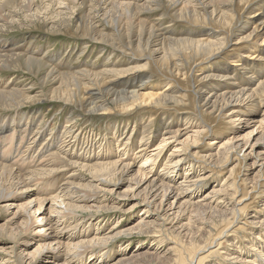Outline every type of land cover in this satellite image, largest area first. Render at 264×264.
Here are the masks:
<instances>
[{
    "label": "bare ground",
    "instance_id": "obj_1",
    "mask_svg": "<svg viewBox=\"0 0 264 264\" xmlns=\"http://www.w3.org/2000/svg\"><path fill=\"white\" fill-rule=\"evenodd\" d=\"M6 1L7 0H0V8L2 7V5L4 6V4L2 3ZM9 1L11 2V0ZM65 1L64 3L66 5L69 0H67V2ZM78 1H80V3H86L87 0H78ZM152 1L157 2L156 4L163 3L168 8L169 6L171 7L174 6V9L172 11L174 18L184 20L186 24L189 25V27L192 25H196L197 27V25L205 23V24H209L214 28H218L220 31H223L225 32V34H229V35L235 33L233 29L236 28L238 22L246 25L250 23V20H252L250 18H254L251 21V23L254 24V26L252 27L253 29L249 33H247L248 35L246 36L244 35L241 38H239L238 41L242 42L241 40H244V42L248 43V40L252 38L251 37L252 35H254L252 39H254L255 44L257 45H251L252 42H249L248 43L249 46H246V50H242V51L249 52L250 54H252L251 52H257V49L260 48L259 52H264V0H164V1L127 0L126 2L125 0L124 1L109 0L107 4H110L112 8L110 7L111 9H107V10L110 11L116 10L114 11L116 13L117 11H121L125 9V11H123V14L124 12H126L124 14L126 16L124 19L126 20L123 21H126L125 22L126 24H124V27L125 25L127 26L124 28L126 32L123 31L124 34L123 33L107 34L100 29L94 28V30L97 31L99 34H91V35L92 36L99 35L100 37L103 38V40L106 39L112 45L122 48L123 52L130 51L135 55H139V56H142L144 55V53L148 52L149 53L148 55L150 56L149 62H151L152 65H154L155 69H159L161 71L160 72L161 74L164 75L166 74L165 76L170 75L169 77H166V81L162 80L161 82H159L161 83V85L162 83L168 85L167 89L164 90L161 89V91L160 90L155 91L154 90L155 88L151 86L149 87L150 88L149 91L146 92L140 91L141 87L140 85H138V83L141 81V79L140 76H137L136 78V74L131 75L132 78H130V76L129 78H122L123 84L121 83L120 87L124 91L117 89L114 90V88L110 86L111 82L109 84V80H108L110 75H112L113 78L119 77L120 75H122L123 77V74L125 75L126 73L131 74V72L136 71L137 68H143L144 65H139L138 67L137 66L129 67L128 69H110V70L103 69L99 72L97 71L95 72L92 70V68H88L87 70L84 69V71L82 72H78L77 70L78 72L77 73L76 69L75 71H73V69H70L72 71L70 70L62 71L60 70V68L57 66L56 63H53V65L51 66L52 68L45 69L46 64L44 65L42 61L48 63L52 60V57H48V56L38 57L33 50L29 51L28 49L23 50L27 54L24 56L22 55L23 57H21L19 53L14 55V57H11L12 64L14 67H20V58L21 59L23 58V60H25V63L28 65L29 69L34 70L35 68L36 71L44 70V74H42L44 75V79H49L53 77V82L56 83V85H54V83L52 82L48 86L47 92L46 90L45 92L42 90L43 91L42 95L46 96L45 98L60 99L74 103L76 101H79V103L81 104L80 106L82 108L83 107L89 108L88 111L102 110L101 112L103 113L105 111L114 109V111L116 110V112L120 111V112L128 113V111L131 110V108H133L134 105L140 106L146 104L148 106L154 105V107L155 106L161 107L162 105L165 106V104H167L170 101L178 104H184L185 107L188 109L189 108L194 109L193 107L195 105V108L197 107L199 111V115H201L205 121H203L201 119V116H199L201 120L200 121L196 120L195 124L191 126H195L196 130L194 131L196 135H198L199 138L201 136L203 140L208 134L213 133V131L214 132L217 131L218 133L220 131H224L225 127L224 125H222L221 121H224V119L226 118H231V119L234 118L232 120L234 121L239 120L240 122L243 121L244 119L248 121L249 119L248 117H246L244 113L246 112L248 113L249 106L250 108H252L251 113H254L260 107V105L264 103V79H262L259 82H256L257 85L254 86L253 88L250 87L252 86V84H254V78H250V80L247 81L244 79V81H240L239 84L237 82L238 86H235L236 83L234 84L233 82L234 85L232 84L230 86L231 88L229 87L232 90L223 91L222 88L225 87L227 84H225L226 82H224V84L221 85L220 81L221 79H223L224 81L229 79L227 70L221 69L219 71L217 69L219 71V74L218 73L216 74L214 70H211L212 72L207 73L203 69L205 66L202 65L204 64L201 63H203L205 60L208 59L210 60L211 58H213L218 51L222 50L225 44L229 43L228 41L230 40V38L229 37L226 38L225 35L224 36L222 35L223 37H221L220 31H218L219 33L210 32L207 34H196V35H194L193 32L195 31H193V32H185V34L170 32L169 35L157 39L156 37L157 35L153 34V30H154L153 28L156 22L148 23L150 20L148 21L147 19L139 18L141 16V13L148 9ZM76 2H74V4ZM91 2H88V4H90ZM98 2H101V0ZM227 3H229V5L232 6L226 7ZM47 4L49 5V3ZM54 4H56V2ZM48 5L44 7L49 8ZM51 5L52 4H50V6ZM70 5L71 4H69V6ZM92 5L94 4L92 3ZM105 6H106V2H105ZM21 7H22V3H21ZM64 7L65 6H63V8ZM256 7H257V11L254 10ZM15 8H17V6ZM93 8L95 9V7ZM23 9L26 8L23 6ZM130 12H133L134 15L133 17H136L135 20L137 25H134V29L137 28L138 34L136 33L133 34L135 40L134 39L132 40L133 36L129 34L131 33L129 29L133 27V22H134L133 21L134 18L133 20H131L133 22L129 20ZM66 13L64 15H66ZM243 13H246V15L251 13L254 14L253 16H251L252 15L251 14L250 15L251 17L245 16L246 18L244 19ZM68 15L70 14L69 13L67 14V17L69 19L70 16ZM85 15L88 14L86 13ZM93 16H95V13ZM93 16L92 19L94 18ZM64 17L65 16L62 15L61 18ZM65 19L63 20L64 21L63 25H67V23L65 24L66 21ZM105 19L107 21V18ZM242 19H244L243 22ZM111 20L110 22L113 23L112 21H114V19L112 21ZM59 21H61V19H59ZM117 22L119 24L120 19L119 21L117 20ZM118 24L115 25L117 26ZM135 26L137 27L135 28ZM1 27H3V25H1ZM51 27L55 28L54 24H52ZM57 27L59 26L57 25ZM89 27L84 22V25L81 28L83 35L88 34V36H90L89 33L91 32V26ZM244 27L245 26L241 27L239 31H242ZM120 29L121 28H118L117 30ZM121 31L122 30L118 32ZM143 31H145L146 33H144ZM200 35L203 36L198 37ZM154 36L156 37L157 41H155L156 39H154ZM262 36L263 38L261 39ZM235 49L237 50V48H233V50ZM238 49L239 50L236 51L237 53L241 50L240 48ZM252 49L253 51H251ZM223 51L224 50H222V52ZM256 56L258 57L260 56L261 58H264V53L261 54L258 53ZM3 57L5 56L0 55V67L3 65H5L6 67V65H9L10 62L9 59H7L9 62L2 59ZM192 64L194 65V67H198V66L201 67L200 70L203 71L201 77L195 76V80L197 79V77L198 79L201 78L204 81L208 80L209 82L208 84H204L205 86L204 85L201 86L198 83L200 88L198 87V85L194 84V75L191 74V71H193L192 69L194 68L192 67L193 66ZM66 65L64 67L65 69L68 68V66ZM145 65L147 64L145 63ZM241 65L240 68L241 70H243L242 72L243 75L248 74L250 72L254 73L256 67L259 66V64H256V61L254 60L252 61L243 60ZM238 66L239 64L237 63L233 65V68L231 69L235 71L237 70ZM36 71L34 70V72ZM204 72H206V74ZM179 75L180 77L181 75H183L182 77L184 80L183 79L180 80ZM189 76L191 78L188 79ZM135 78H136V82L138 81L137 85L127 83L130 79L134 80ZM163 78L165 77L163 76ZM119 80L121 79H118V81ZM192 80L193 83L191 82ZM41 82L45 84L44 80L43 81L41 80ZM92 86L94 87L98 86L99 88L98 90L94 89L95 91H97L96 93L93 92V89H91ZM186 86L191 87V90L193 91L191 95L187 93L190 89L188 91L185 90ZM127 87H132L133 88L132 91L126 90ZM182 87H184V90L182 89ZM13 92H17V90L13 87L11 89L9 88L7 89L6 87L3 88V90L1 87L0 108L7 109L13 107V109H15V106L17 107L22 104L21 100L19 99L16 100L13 97L12 94ZM17 94L19 95L20 99L24 98L26 100H31V103L36 102V100L40 101V97L36 95H35L36 97L34 96L27 97V93L23 92L21 89H20V93ZM256 98L257 100L258 98H262V99L256 101ZM158 108L159 107H157V109ZM15 110L18 114V115L15 114L17 116L12 115L10 117H3L0 120V201L6 198L9 199L4 205H0V213L5 214L8 205H14L15 202L18 200H22V201H20L21 203L18 202L19 204L16 205L17 210L15 212H12V214H10V217L7 218L3 224L2 231L4 232L7 231L5 234H7L9 238L14 240V243L12 244L11 247H8V249L3 248V250L9 252L10 256L15 252L14 254L16 257L15 262L17 264L23 263L24 261L23 259L25 257L23 256V254L29 257V262L27 261L28 262L27 264L32 263L33 260L35 261L37 255L39 253H42L44 249H54L55 252L53 254H49L50 255L49 258L48 255L43 256L45 260L50 258L53 259V261L44 260L45 261L44 264H102L109 261L110 258L108 257V255L106 256L105 252L98 255L93 251L92 246L93 244L94 245L106 244L110 239H112L114 235L112 234V231L110 232L100 231L98 228L92 227L94 220L88 219L85 221L84 217H78L77 214L78 211L80 210L85 211V210L97 209V210L107 211L109 209H113V207H110L112 205L109 204L110 206H108L106 202L101 203L95 201L96 198L93 199V195L101 192V188L99 187L101 185L113 184L114 186H119L118 184H120L121 182L120 183L118 182L121 180L123 181L124 176H126L127 173H130V171H132V169L130 168V163L131 161H133V156L131 157L129 155V157L124 158L123 157L124 155L122 156L117 154L115 151H112L113 150L112 146L114 142H118V145L127 146L129 143V138L125 137L124 142L121 141L122 143L120 144L119 139L121 138L118 135H116V133H113L111 138H107L104 137V135L103 136L101 135L103 137L102 139L103 147L99 151H96V149L102 146V141L96 147V146H91L93 144L92 139L88 140L90 147L88 148L86 147L87 149L82 150L80 146L77 151L76 145L75 146L70 145L69 142L66 143V140L69 137L71 138V134H70L71 130L74 131V129H70L69 127H67L69 124L62 126V128H58V130H56L55 132L53 130L54 127L50 123H49V125L51 126L50 129H46V122L43 120L42 115L41 118L39 117L40 115H38V112L31 111L28 112L27 114L29 115L26 116L24 115L25 112L20 113L19 109L17 108ZM213 115H215V117H213ZM196 116L198 117V115ZM67 117L65 123L69 122L71 118V116H69L68 118ZM186 120L188 119L186 118ZM261 120H264V115H261ZM70 121L72 122V120ZM183 121H185V119ZM213 121H216V123L214 124ZM234 121L230 123L232 124L234 123ZM170 127L171 126L165 128L163 127L165 129L164 131L157 130V132H159L161 136L165 135L168 132L167 133L168 137H166L167 135L163 137L162 140L159 141V144L157 145L158 149L159 147L161 148L160 150H162V147L164 146L163 144L166 143V141L169 138L178 139V137L181 134L179 130H175V129L171 130ZM47 131L49 132L47 133ZM130 132L132 133V131ZM46 134H48V136L44 137V135ZM250 136L251 133L247 134L246 136L243 137L242 142H238L235 145L233 144V142L231 143L229 140L228 143L223 142L221 143L222 145L220 144L219 147H215L212 151H209V153L202 155L201 158H205L206 160L210 161L211 158L214 157L216 161H220V162L225 161L223 167L226 168L228 162H230V153H231V152L229 153L230 149L234 148V150L236 151L243 152V156H241L239 162H237L235 167L229 170L230 175H233L235 178L240 179L241 178L240 172L243 171V169L252 168V166H254L255 163L257 162L256 160H253L252 163H250L249 165L248 163L246 164L245 162H243V160H245L246 157L253 156V154H257V156H260L261 150L259 151L255 150V142L251 143ZM189 137L190 136L188 135L185 140L188 141ZM263 137H264V132H262L260 138L256 139L255 141L262 139ZM142 138H143V134H142ZM199 138L198 139L194 138V141L199 140ZM141 141L143 140L141 139ZM81 142L82 141L80 140V144ZM213 143H216L215 137L211 138L210 144L212 145ZM160 150L159 151L157 150L158 153L160 152ZM175 152H177V150L172 151L168 154V156L165 158L162 165L160 166L159 173H154L153 176L149 177L146 181H144V183L146 184L142 188L141 192L138 193V195H140L141 193L144 194V196L142 197V201L146 202V207H148V210L149 207L152 206L155 210L162 209L164 201L167 202L169 206L168 208L170 210H172V208H174L175 206L176 208L174 209L175 211L170 212L171 214H174L173 215L174 218H176L186 210H188L190 213H196L198 217H200L201 215L205 216L206 211H209V217L207 216L205 218L208 219L210 218V220L208 221H210V223L213 224L212 227L215 226L214 231H212L213 230L212 227H211L212 230L206 229L207 227H210L207 225H202V226L199 225L198 230L195 225V229H194V223H191V219L188 216V218L186 219L187 223L181 226V228L185 227L186 231L190 233V235L188 234L189 235L188 239H186L185 237L187 232L185 233L183 230L181 231L180 229H178V232L175 230L171 231L172 232L171 238L173 239L177 247L175 251L173 250L174 251L173 254L169 253L170 255L168 256V254H166V252L168 251H164L165 253H161V251L146 252V250H144L145 252L143 253L139 250L136 251V249L134 250L133 248V250L121 251L119 257H117L115 261L113 262L111 261L112 263L110 264H146V263L153 264V260L157 261L154 264H166V263L167 264H224L225 259L227 260L229 259V261L227 260L226 261L227 262L231 261L232 263L230 264H242V263L264 264V213L259 212L256 214L254 213L251 214L252 212L258 209V208L257 209L254 208L251 211V213L249 211L247 215L246 214L247 208L252 205L245 202L246 203L245 205L240 206L241 199L237 195L238 190H234L233 192L231 191L232 193L231 196H229L230 197L229 200H232L233 202L230 203H228V198L227 200L226 198H224L221 201H217L216 199L213 200L212 197H208L210 194L215 195L218 192H226L230 185L226 186V184L224 183L221 184L222 187L219 186V188L212 190L211 192H208L205 195H201L202 197L199 198L200 195L195 194V190L197 188H201V181L197 179L198 177L195 179L196 177L195 175L194 176L190 175V173L187 171L186 166H184L182 158L176 155ZM158 153H156L155 155H158ZM155 155H152L150 153L148 154L147 152L142 154L140 153V156L138 155V157H140L139 162L141 163V165H139L138 168L135 170V172H133L132 177L130 179L126 178L128 188H132L134 185H137L139 182L143 181L142 180L143 176L146 177L147 174H149L148 172H151L150 170H145L144 166L147 164L149 165L151 163H154ZM68 165H78L79 167L85 168L91 174V178L82 181L84 180V178L83 179L80 178V180H78L77 179L78 176L76 175H71V177H65V173H57L59 167L62 166L64 167ZM177 166H179L180 168L183 167V171L182 170L176 171ZM260 170L262 171L264 170V165L263 164L261 165V163H260ZM40 179H43V182H40ZM244 179L245 177H243L241 180L243 181ZM30 182L31 183L34 182L36 185L39 183L37 187L33 189L35 196L32 195V190L29 189ZM82 188H86L88 190L85 191L83 189L84 190L83 191L81 190ZM239 188H241L240 185ZM191 189L194 190L189 192V190ZM113 190L114 188L110 189V191ZM128 193H129L128 191L125 192L123 191L121 194L120 192H117V195L126 197ZM191 193L192 194L194 193L193 195L194 197H191ZM263 194H264V187L262 190H260V192L257 195L261 197V195ZM170 197H172V200H170ZM234 199L237 200L234 201ZM222 201L225 204L224 207L221 204ZM10 202H12L13 204ZM228 204L230 205L229 209L227 208L228 206L226 207V205ZM113 206L117 207L118 204L114 203ZM165 209H166L165 212L169 214L167 208ZM40 210L41 212H39V214L36 215V213ZM236 214H238L241 217H245L244 218L245 224L251 225L256 223V225H259L260 226L259 228L263 230V231L259 230L260 234L257 235L258 236L257 239L259 240V243H261V247H258L256 249L253 248L254 256L257 260L252 258L246 259L244 255H241V251H230L228 254L225 253V255H221V252H219L218 254L220 255V258L222 257L221 258L222 260H217V263L215 261L214 262L210 261L208 258L214 256L211 255L213 251L209 252L206 255H202L204 252H206L205 249H207L209 246L207 244L209 243L215 244L217 242L216 246L221 245V242H218L219 239L225 236L226 233L229 232V229L233 227V225L235 226V224L239 223L238 222L239 220L235 219ZM146 216L147 215L140 217L139 222L136 224L135 227H133V229L139 228L140 230H144L145 232L149 230L148 232H152V233L157 232L161 234L160 232H158L160 230L151 231L149 229L150 226L155 223V221L151 219H147L148 217ZM203 220L205 219L204 218L201 219L202 224H204ZM42 222H44V224H42ZM45 225L49 226L47 229L49 228L51 229L49 233L47 232L45 233V231H48L44 228ZM172 226L174 225L172 224ZM240 227L241 226H239V228ZM35 228L36 229L38 228L37 232L32 236L28 235L30 236V238H27L28 236L26 234L29 232V230L31 229L33 230ZM64 230L67 231V235L66 233L63 232ZM194 230H197V233L198 231L200 232L197 235L198 238L195 237L196 234L194 236V232H195ZM207 230L208 233L211 231L212 232L211 234H209L208 237L206 236L205 238L204 236ZM20 239L22 240L23 248L19 251V253L16 254L17 252L16 248L18 247L17 245ZM32 239L37 240L35 242L37 243L39 242V243L36 245V247L33 250H30L28 244L29 241ZM139 242L140 241H138L137 244ZM83 256H85V258H83ZM86 257L88 258V261L86 260ZM9 259L11 258L8 257V259H6L4 263H9L8 262ZM92 259H95L93 263L90 262Z\"/></svg>",
    "mask_w": 264,
    "mask_h": 264
},
{
    "label": "rangeland",
    "instance_id": "obj_2",
    "mask_svg": "<svg viewBox=\"0 0 264 264\" xmlns=\"http://www.w3.org/2000/svg\"><path fill=\"white\" fill-rule=\"evenodd\" d=\"M18 1L20 4L18 3ZM59 1L55 0L56 4H54L55 3L54 0H32L33 3L31 2V0H24V1L23 0H14V1L11 0V2L9 0H7L6 2L2 3V4H4V6L2 5V7L0 8L1 9L0 10V55L5 56L2 59L6 60L7 62H9L7 60V59H9L11 64L9 62V65H6V67H5V65L0 67V82H1L0 89H1V87H2V90H3V88H6V87H7V89L8 88L11 89L12 87L15 88L17 90V92L12 93L13 97L16 100H18V99L21 100V103H22L21 105H19L17 107L15 106V109L16 108L19 109L20 113L25 112L24 115H26V116L29 115V114H27L28 112H31V111L38 112V115H40L39 117L41 118L43 116V120L46 122V129H50L51 126L49 125V123L54 127L53 130L55 132H56V130H58V128H62V126L69 124L67 127H69L70 129H74V131L71 130V132H70L71 138L69 137L66 140V143L69 142L70 145H74V146L76 145L77 151H78V148L80 146H81L82 150L90 147V144L88 143L89 139L93 140V144L91 146L97 147L101 143V141L103 139V137H102L103 135H104V137L111 138L113 133H116V135H118L121 138V139H119L120 144L122 142H124L125 137L129 138V143L127 146L118 145V142H114L113 146H112V149H113L112 151H115L119 155H122V156L124 155L123 156L124 158L129 157V155L131 157L133 156V161H131V163H130V168L132 169V171H130V173H127V175L124 176L123 181L121 180L118 182V183L121 182L120 184H118L119 186H114L113 184L101 185V186H99L101 188V192L93 195V199L96 198L95 201L101 202V203L106 202V204L108 206L112 205L110 207H113V209H109L107 211L106 210H97V209L85 210V211L80 210V211H78V214H77L78 217H84L85 221L88 219L94 220L92 227L98 228L100 231H103V232L112 231V234H114L112 239H110L106 244H95V245L93 244V246H92L93 251L95 253H97L99 255V254L105 252L106 256L108 255V257L110 258L109 261L102 263V264L112 263L113 261H115V259H117V257H119L121 251L133 250V248H134V250L136 249V251L139 250L143 253L145 252L144 250H146V252H149V251L150 252H154V251L160 252L161 251V253H165L164 251H168V252H166V254H168V256L170 254H173V252L175 251V249L177 247H176V244L174 243L173 239L171 238L172 237L171 231L175 230L178 232V229H180L181 231L183 230L185 233L187 232L185 237H186V239H188L190 233L188 231H186L185 227H183L184 229L181 228V226L183 224L185 225L187 223L186 219L188 218V216L191 219V223H194V229H195V225H196L197 230H198L199 225L200 226L207 225L210 227L206 226L207 227L206 229H209V230L211 229L213 224L210 223V221H208V220H210V218L209 219L205 218L207 216L209 217V211H206L205 216L199 215L200 217H198V215L196 213H190L188 210H186V211L182 212L179 216L174 218V216H173L174 214H171L170 212L175 211L174 210V209H176L175 206H174V208H172V210H170L168 208L169 206H168L167 202L164 201L162 209L155 210L152 206V207H149V210H148V207H146V202L142 201V197L144 196V194L141 193L140 195H138V193L141 192L142 188L146 184V183H144V181H146L149 177L153 176L154 173H159L160 166L162 165L165 158L168 156V154L170 152L175 151V150H177V152H175L176 155H178L180 158H182L184 166H186L187 171L190 173V175L191 176L195 175L196 176L195 179L198 177L197 179H199V181H201V188H197L195 190V194L200 195L199 198L202 197L201 195H205L206 193L211 192L212 190L219 188V186L222 187L221 184L224 183V184H226V186L230 185L226 192H218L216 194L214 193L215 195L210 194L208 197H212L213 200L216 199L217 201H221L224 198H226V200H227V198H228V203H230L233 201L229 200V198H230L229 196H231V193L234 190H238L237 195L241 199L240 206L245 205L246 203H249L250 205H252V206H249L247 208V213H246L247 215H248L249 211L251 213V211L254 208L255 209L258 208V209L255 210L254 212H252L251 214H253V213L256 214L259 212L264 213V211H263L264 210V197H262V196H264V194L261 195V197H259V195H257L260 192V190H262L264 187V170L263 171L260 170V163H261V165L262 164L264 165V137L262 139L255 141L256 139L260 138L262 132H264V120H261V115H264V103H262L260 105V107L254 113H251L252 108H250V106H249L248 113L247 112L244 113L246 115V117H248V119H249L248 121H246L244 119L243 121L240 122L239 120H237V121L232 120L234 118H232V119L226 118V119H224V121H221L222 125H224V127H225L224 131H220L219 133L217 131H215V132L213 131V133H211L212 135L208 134L205 137V139L203 140L201 138V136L199 138L198 135H196V133L194 131V130H196L195 126H191V125L195 124L196 120L200 121L202 119L203 121H205L204 118L201 115H199V111H198L197 107L195 108V105L193 107L194 109H190V108L188 109L185 107L184 104H178V103L170 101L167 104H165V106L162 105L161 106L162 109L160 106L154 107V105L148 106L146 104H143L140 106L134 105V107L131 108V110H129L128 113L127 112H120V111L116 112V110L114 111V109L109 110L111 112L105 111L103 113L101 112L102 110H98V111H91L90 110V111H88L89 108H85V107L82 108L80 106L81 104L79 103V101H76L74 103V102H68V101H64V100H60V99H52V98L47 99V98H45L46 96L42 95V92L43 91L45 92V90H46V92L48 91V86L53 82V77H51L49 79H44V75H42V74H44V70L43 71L40 70L41 71L40 72V71H36V69L34 68V70L37 73L34 72V70L29 69L28 65L25 63V60H23V58L22 59L20 58V67H14L13 66L11 57H14V55H16L17 53H19L21 57H23L24 55H27L26 52L23 51L24 49H28L29 51L33 50L38 57H41V56L42 57L43 56L44 57H47V56L52 57V60L48 63H46L45 61H42L44 65L46 64L45 69L46 68L47 69L52 68L51 66L53 65V63H56L57 66L62 71H68L70 69H73V71H75V69H76V72H77V70H78V72H82V71H84V69L87 70L88 68H92L93 71L99 72L103 69L104 70L128 69L129 67H135V66L138 67L139 65H144L143 68H137L136 71L131 72V74L130 73H126V75L123 74V77H122V75H120L119 77L113 78V76L110 75L109 79H108L109 84L111 82L110 86L112 88H114V90L117 89V90L124 91L120 87L121 83L123 84L122 78H129V76H130V78H132L131 75L136 74V78H137V76H140L141 81L139 83H141V84H139L138 81L136 82V78L134 80L130 79L127 83H131L133 85H137V83H138V85H140V87H141L140 91H144V92L149 91V89H150L149 87H151V86L155 88L154 89L155 91H159V90L161 91V89H163V90L167 89L168 85H165L164 83H162V85H161V83H159V82H161L162 80L166 81V77H169L170 75L165 76L166 74L165 75L161 74L160 73L161 71L159 69H155L154 65H152L151 62H149L150 56L148 55L149 54L148 52L144 53V55H142V56L135 55L134 53H132L130 51H124L123 52L122 48H119V47L112 45L106 39L103 40V38L100 37L99 35H96V36L91 35V34H99L97 31L94 30V28L100 29L107 34H122L123 31L126 32L124 30V28L127 27L126 25L124 27V24H126L125 23L126 21H123V20H126V19H124L126 17L124 15L126 12H124V14H123V11H125V9L121 10L122 12L117 11L116 13L114 12L116 10H114V11L107 10V9L112 8L110 4H107L109 2V0H106V1L101 0V2H98L100 0H89V1L87 0L86 3H80V1H78V0H75V1L69 0L67 3L68 5L66 4L67 7L64 3L65 0H63V1L59 0ZM76 1L78 2L79 5L77 4ZM126 1L127 0H125V2ZM161 1H164V0H161ZM62 2H63V4H62ZM65 2H67V0ZM70 2H72V3H70ZM74 2H76V3L74 4ZM88 2H91V3L88 4ZM105 2H106V6H105ZM14 3H15V6H14ZM21 3H22V7H21ZM47 3H49V5ZM92 3L94 5H92ZM156 3L157 2L152 1L151 5H149L148 9L145 10L144 12H142L141 16L139 18L140 19L144 18V19H147L148 21L150 20L148 23H153V22L155 23L156 22L154 24L155 25L153 28L154 30L153 29L152 30H153V34L157 35L156 36L157 39L160 37H164V36L169 35L170 32H172V33L177 32V33L185 34V32L195 31L193 33H194V35H196V34H207L210 32L219 33L218 31H220L218 28H214V27L210 26L209 24H205V23L197 25V27H196V25H192L189 27V25L186 24V22L184 20L174 18V15L172 13L174 6H172V7L169 6V8H168L163 3H159V4H156ZM50 4H52V5L50 6ZM60 4H61V6H60ZM69 4H71V5L69 6ZM46 5H48L49 8L44 7ZM62 5L65 7L63 8ZM77 5H78V7H77ZM90 5L95 7V9L93 7H91ZM16 6H17V8H15ZM23 6L26 9H23ZM28 6L30 7V9ZM96 6L97 7L99 6V7L97 8ZM229 6L231 7L232 5H229V3H227L226 7H229ZM18 7H19V9H18ZM20 7H21V9H20ZM78 8H79V10H78ZM69 10L71 13L69 12ZM81 10H82L83 14H82ZM254 10L257 11V7ZM73 11H74V13H73ZM96 11H98V12H96ZM65 13H66V15H64ZM68 13L70 14V15H68V16H70L69 19L67 17ZM86 13L88 15H85ZM94 13H95V16H93ZM109 13H110V15H109ZM24 14L25 15L27 14V15L25 16ZM102 14H103V16H102ZM251 14L246 15V13H243L244 19L246 18L245 16L251 17V16H253L254 13H251ZM62 15L65 17L61 18ZM82 15H83L84 19H83ZM105 15H106V17H105ZM171 15H173V16H171ZM92 16L94 17L93 19H92ZM119 16H121V17H119ZM133 16H134L133 12H130L129 20L131 21L134 18V20H133L134 22L131 21V22H133V27L131 29H129V31L131 32L129 34H131V36H133L132 40L134 39L133 34H135V33L138 34L137 28H136L137 26H135L136 29H134V25H137L136 20H135L136 17H133ZM114 17H116V18H114ZM58 18L61 19V21H59ZM105 18H107V21ZM111 18H112V20L114 19V21H112ZM118 18L120 19L119 24L117 22V20L119 21ZM64 19L67 21V22L65 21V24L67 23V25H63ZM244 19H242V22ZM250 19L253 20L254 18H250ZM69 20L71 23L69 22ZM110 20L113 23H111ZM252 20H250V23H248L246 25L238 22L239 24L237 23L236 28L233 29L235 31V33L230 34L231 36L229 34H225V32H223V31H220L221 37H223L225 35L226 38H228V37L230 38V40L228 41L229 43L224 45V47L222 48V50H224L223 52H222V50L218 51L217 54H215V56L213 58H211L210 60L209 59L205 60L203 63H201V64H204L202 66H205L203 69L207 73L208 72L210 73V72H212L211 70H214V72L216 74L217 73L219 74V71L221 69L227 70L228 75H229L228 76L229 79L226 81L221 79V81H220L221 85L224 84V82H226L225 84L228 85V86L226 85L225 87L222 88L223 91L232 90V89H230L231 88L230 86L233 84V82H234V84L236 83L235 86H238L240 81H244V79L247 81V80H250V78H254V84H252V86L250 87V88H253L254 86L257 85L256 82H259L262 79H264V58H261L260 56L259 57L256 56L258 53L261 54L264 52H259L260 48L257 49V52H251L252 54H250L249 52H243L242 51V50H246V46H249V44H248L249 42H252L251 45H257V44H255L254 39H252L254 35L251 36L252 38H250L248 40V43L244 42V40H241L242 42L238 41L239 38H241L244 35L245 36L248 35L247 33H249L253 29L252 27L254 26V24L251 23ZM84 22L88 27L91 26V32L89 33L90 36H88V34H85V35L82 34L81 28L84 25ZM109 22H110V24H109ZM52 24H54L55 28L51 27ZM68 24H69V26H68ZM113 24L114 25L118 24V25L114 26ZM1 25H3V27H1ZM57 25L59 27H57ZM243 26H245V27L242 29V31H239L241 29V27H243ZM118 28H121L120 30H122V31L118 32V31H120V30H117ZM143 32L146 33L145 31H143ZM201 36H203V35H200L198 37H201ZM156 37L154 36V39H156ZM262 38H263V36L261 37V39ZM157 39L155 41H157ZM239 43H240V45H239ZM233 48H237V50L236 49L233 50ZM238 48H240L241 50L237 53L236 51L239 50ZM251 51H253V49ZM108 56H110V57H108ZM243 60H249V61L254 60V61H256V64H259V66L256 67L254 73L250 72L248 74L243 75L242 74L243 70H241V68H240L242 66L241 64H242ZM236 62L239 64V66H238L239 69L237 68V70L234 71L231 68H233V65L237 64ZM145 63L147 65H145ZM193 64H196V63H193ZM201 64H200V66H201ZM65 65L68 66V68L65 69L64 68ZM111 65H113V66H111ZM84 66H85V68H84ZM117 67H119V68H117ZM192 67H194V65ZM100 68H102V69H100ZM98 69H100V70H98ZM200 69H201V67H199V66L194 67L192 69L193 71H191V74L194 75V84L198 85V83H199V85L202 86L204 84H208L209 82H208V80L204 81L201 78L198 79V77L195 80V76H200V77L202 76L203 71H201ZM70 71H72V70H70ZM182 72H183V70H182ZM206 72H204V73L206 74ZM37 75H38V77H37ZM40 76H41V78L42 77L43 78L41 79ZM156 76H158V77H156ZM159 76H160V79H159ZM163 76L165 78H163ZM182 76L183 75H181V77H180V75H179L180 80L183 79ZM190 76L188 77V79L191 78ZM118 79H121V80L118 81ZM41 80L42 81L44 80L45 84L46 83L47 84L45 85L44 83L41 82ZM112 81H114V82H112ZM133 81H135V82H133ZM191 82L193 83V80ZM237 82H238V84H237ZM8 83H9V85H8ZM53 83H54V85H56L55 82H53ZM199 85H198V87L200 88ZM93 87L94 86H92L91 89H93V92L96 93L97 91H95V90L96 89L98 90L99 88H98V86H95L94 88ZM20 89L23 92L27 93V97L28 96L40 97V101L36 100V102L31 103V100H26L24 98L20 99L19 95L17 94V93H20ZM132 89H133L132 87H127L126 90L132 91ZM182 89L184 90V87H182ZM185 90H187V91L189 90L187 92L189 95H191L193 93L190 86L189 87L186 86ZM41 95H42V97H41ZM259 99H262V98H258V100ZM258 100L256 98V101H258ZM157 107H159V108L157 109ZM15 109H13V107L7 108V109L0 108V120L3 117H10L12 115L17 114ZM223 109H225V108H223ZM192 111L195 113H193ZM17 115H15V116H17ZM67 115H68V117L71 116L70 120H72V122L69 120V122L65 123ZM196 115H198V117ZM221 115H223V114H221ZM199 116H201V119ZM213 117H215V115H213ZM72 118H74V119H72ZM186 118L188 120H186ZM184 119H185V121H183ZM146 121H147V123H146ZM216 121H213V123L215 124ZM232 121H234V123L231 124L230 122H232ZM126 123H127V125H126ZM71 124H73V125H71ZM176 124H179V125H176ZM169 126H171L170 127L171 130L172 129L179 130L181 132V134L178 137V139L169 138L166 141V143L163 144L164 146L162 147V150H160L161 148L159 147V149H158L157 145L159 144V141H161L162 138L167 135L168 132L165 135L161 136L160 133L157 132V130H163L164 131L165 130L164 128L169 127ZM142 128L144 129L145 132L143 131ZM141 130H142V132H141ZM130 131H132L133 134ZM48 132L49 131H47V133ZM249 133H251V136H250L251 137L250 138L251 143L255 142V150L256 151L261 150V151H260V156H257V154H253V156L246 157V159L243 160V162H245L246 164L248 163L249 165H250V163H252L253 160H256L257 162L255 163L254 166H252V168L243 169V171L240 172V175H241L240 179L235 178L233 175H230L229 170H231L233 167H235L237 162H239V159L241 158V156H243V152L236 151V150H234V148L230 149L229 150V153L231 152L230 153V162H228L226 168L223 167L225 161H223V162L216 161L214 157H212L213 159L211 158L210 161L206 160L205 158H201L202 155L209 153V151H212L215 147H219V145L221 143H223V142L228 143V140L231 143L233 142L234 145L237 144L238 142H242L243 137ZM142 134H143V138H142ZM188 135L190 137L188 138V141H186L185 139ZM47 136H48V134L44 135V137H47ZM166 137H168V135ZM212 137H215L216 143H213L211 145L210 143H211ZM194 138H196V139L199 138V140L194 141ZM141 139L143 141H141ZM192 139H193V142H192ZM80 140L82 141L81 144H80ZM74 142H75V144H74ZM86 142H87V144H86ZM102 147H103V141H102V146L98 147L96 149V151H99ZM157 150L158 151L160 150V152L158 153ZM146 152L148 154L150 153L152 155H155L156 153H158V155H155L154 163H151L149 165L147 164L144 166L145 170H150L151 172H148L149 174H147L146 177L143 176V178H142L143 181L139 182L137 185H134L132 188H128L127 179H130L132 177L133 172H135V170L138 168V166L141 165V163L139 162L140 157H138V155L140 156V153L142 154V153H146ZM179 168L180 167L177 166L176 171L177 170L183 171V167H181L180 169ZM59 169H58L57 173H65V177H71V175H76V176H78L77 177L78 180H80V178L81 179L84 178V180H82V181H85V179L91 178V174L85 168L79 167L78 165H68V166H64V167L62 166V167H59ZM243 177H245V179L242 181L241 179ZM40 182H43V179H40ZM54 183H55V181H54ZM233 183H234V186H233ZM236 183H237V185H236ZM32 184H33V187H32ZM37 185L34 182H32V183L30 182V184H29V189L32 190L33 196H35L33 189L36 188ZM239 185L241 188H239ZM111 188H114V190L110 191ZM83 189L85 191L88 190L86 188H82L81 190H83ZM192 190H194V189L189 190V192H191ZM123 191L129 192L126 197H123L121 195L120 196L117 195V192H120V194H121ZM193 195H194V193L193 194L191 193V197H194ZM31 196H29V197H31ZM26 198H28V197H26ZM242 199H244V200H242ZM8 200H9L8 198L1 200L0 205H4ZM170 200H172V197H170ZM236 200L234 199V201H236ZM20 201H22V200L16 201L14 205H8L6 208L5 214L0 213V263L1 264H17L15 262L16 261V257L14 255L15 252H14V254H12L10 256L9 252L3 250V248L8 249V247H11L12 244L14 243V240L9 238L7 236V234H5L7 231L6 232L2 231V227H3L5 220L10 217V214H12V212H15L17 210L16 205L21 203ZM242 201H243V203H242ZM251 201H253V202H251ZM10 203H12V202H10ZM114 203L118 204V206H117L118 208L113 206ZM221 204L224 207L225 204L223 203V201L221 202ZM226 207L229 209L230 205L228 204V205H226ZM143 208H144V210H143ZM165 208H167V211H169L168 212L169 214H167L165 212L166 211ZM144 211H146V212H144ZM39 212H41V210L38 211L36 213V215L39 214ZM145 215H147L146 216V217H148L147 219H151V220L155 221V223L153 225H151L149 229L151 231L160 230L158 232H160L161 234H159L157 232L156 233L148 232L149 230H147L145 232L144 230H140L139 228L133 229V227H135L136 224L139 222L140 217H143ZM229 216H228V218H229ZM238 216L239 215L236 214L235 219H238L239 223L235 224V226L233 225V227H231L232 229L230 228L231 230L229 229V232H227L225 236H223L221 239H219L218 242H221V245H219L220 247L218 245L216 246L217 242L215 244L209 243V244H207V245H209L208 248L206 247L207 249H205V251H206V252H204L205 254L203 253L202 255H206L209 252L213 251V253H211V255H214V256H212L208 259L212 262L215 261L216 263H217V260H222L221 259L222 257L220 258V255L218 254L219 252H221V255H225V253L228 254L230 251H241V255H244L246 259H249V258L250 259L251 258L256 259L254 256V249L261 247V243H259V240L257 239L258 238L257 235L260 234L259 230L260 231H263V230L260 229L259 228L260 226L256 225V223L251 224V225L245 224L244 223L245 217H241V216L238 217ZM202 218L205 219V220H203L204 224H202V222H201ZM205 221H207V222H205ZM42 224H44V222H42ZM172 224L174 226H172ZM239 226H241V227L239 228ZM48 227L49 226L45 225L44 228L46 230H48V231H45V233L46 232L49 233L51 231L50 228L47 229ZM214 228H215V226L212 227L213 230L212 229L211 230L214 231ZM37 230H38V228L37 229L35 228L33 230L31 229V230H29V232L26 235L32 236L37 232ZM197 230H194L196 232V233L194 232V236L196 234V236H195L196 238H198L197 235L200 233L199 231L197 233ZM63 232L66 233V235H67L66 230H64ZM211 232L208 233V230H207L204 237L205 238H206V236L208 237L209 234H211ZM158 235H160L161 237ZM27 238H30V236H28ZM255 238H256V241H255ZM35 241H37V240L32 239L29 241L28 247L30 248V250H33L36 247V245L39 243V242L37 243ZM138 241H140V242L137 244ZM17 246L18 247L16 248V251H17L16 254L19 253V251L23 248L21 239L19 240V243ZM53 253H55L54 249H44L42 253H39L37 255V257L35 258V261L33 260L32 263H30V264H44V262L47 260L53 261L52 258L47 259V260H45L43 258V256H46V255H48V258H49L50 257L49 254H53ZM25 254H26V252H25ZM23 256H25V257L23 259L24 261L22 264H27L29 262V257L27 255H24V254H23ZM8 257L11 258L8 260L9 263H4V261L6 259H8ZM1 258H2V260H1ZM83 258H85V256H83ZM86 260L88 261L87 257H86ZM226 260L227 259H225L224 264L232 263L231 261L227 262V261H229V259L227 261ZM94 261H95V259H92L90 262L93 263ZM156 262H157L156 260H153V264ZM241 262H243V261H241ZM146 264H148V263H146Z\"/></svg>",
    "mask_w": 264,
    "mask_h": 264
}]
</instances>
